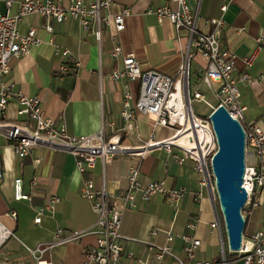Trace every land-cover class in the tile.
<instances>
[{"label": "crops", "instance_id": "0c3cea01", "mask_svg": "<svg viewBox=\"0 0 264 264\" xmlns=\"http://www.w3.org/2000/svg\"><path fill=\"white\" fill-rule=\"evenodd\" d=\"M10 1V6L6 8L5 0H0V11L6 9L9 14H14L19 0ZM52 1L59 4L68 2ZM110 1L108 12L114 13L127 7L129 15L123 18V29L117 32L116 37H112L115 34L112 26L103 27L98 44L72 18L55 22L52 19L46 21L37 14L22 16L16 22L17 31L21 35L33 29V36L39 39V43L30 45L27 53L7 61L9 71L2 80L12 93L36 97L43 114L57 123L62 122L67 134L77 137L92 135L106 122L102 125L106 137L117 135L121 145L132 147L140 143L137 138L139 127L120 118V97L125 86L134 97L137 86L134 81L108 78L110 71L120 67L119 61L110 56L114 40L123 52L135 55L141 71L153 70L178 80L176 90L179 95L184 92V79L178 68L184 62L186 50L191 52L193 49L186 42L185 30L175 32L167 20L157 22L148 12L149 8L160 6L167 0ZM185 4L196 12L195 28L198 31H208L206 21L210 18L220 17L223 20L219 42L223 49L235 55V77L243 69L242 58L255 51L254 60L249 67H245L250 82L237 84L239 103L244 108L240 121H252L264 132V0H186ZM222 5H225L223 12L220 11ZM45 24H49L50 31L45 30ZM60 49H65L68 57H61ZM71 58L78 61V66L70 67L63 76L56 74V66ZM187 64V89L203 96L199 88L201 85L206 87L200 82L205 60L195 54ZM191 76L192 90L189 84ZM215 88L216 84H213L209 90L212 102H207L203 96L209 112L210 107L217 103L213 95ZM17 107L11 99L0 114V122L11 124L23 121L22 116L15 115ZM140 126L144 134L142 139L150 137L153 141H159L172 134V127L155 124L150 129L143 123ZM245 160L252 165L257 162L251 152L246 154ZM190 161L184 159L181 163H175L161 147H153L142 157L121 154L106 160L104 164L96 160L93 169L79 174L74 168L72 155L46 145L33 146L25 157H17L0 130V224L13 234L18 232L22 235L19 225L26 221V216H30L29 223L37 237L33 247L49 241L57 228L67 235L88 230L95 216L88 201L78 195L81 180H90L94 187L101 186L103 182L106 192H114L125 188V173L132 166L137 168L136 178L142 185L148 181H158L165 188L182 187L185 191L175 205L168 204L159 195H153L146 201L136 194L133 207L124 209L120 217L118 233L123 255L116 264H175L164 255L159 262L151 257L152 247L165 245L170 247L175 257L182 258L188 264L195 261L220 264L221 259L225 264H240L236 252H229L226 247L220 219V231L209 226L210 222L215 221L214 209L217 211L214 194L199 185V174L192 169ZM261 161L264 163V154ZM14 178L21 179L22 190L30 197L28 202L11 198ZM50 194L57 196L58 201L43 209L40 220L33 223L31 220L35 216V209L45 204ZM116 204L119 203L116 201ZM8 209L16 213L15 221L4 214ZM244 218L243 234L248 237L259 228L264 218V208L251 209L244 214ZM191 222L193 227L188 229ZM168 233L174 236L171 241L166 240ZM184 233L198 238L200 243L190 259L184 256L178 238ZM93 241L92 234H83L69 243L56 246L48 257L49 262L80 264L84 249ZM127 253H130L129 257Z\"/></svg>", "mask_w": 264, "mask_h": 264}, {"label": "built area", "instance_id": "2783aa9c", "mask_svg": "<svg viewBox=\"0 0 264 264\" xmlns=\"http://www.w3.org/2000/svg\"><path fill=\"white\" fill-rule=\"evenodd\" d=\"M186 0H167L160 6L149 8L148 12L153 14L157 22L167 20L175 32L185 30L187 44L192 47V51L186 50L184 62L178 68L184 84L183 95L177 94V82L169 76L155 72L153 70L140 69L135 55L131 52H123L121 47L115 42L111 45L110 56L118 60L120 67L108 73V78L114 81L126 79L136 82L137 93L134 97L127 86L122 91L120 118L125 122H132L139 127L137 138L140 143L137 145H121L117 135L108 137L104 134L103 122L97 131L88 135L74 136L69 135L63 128L62 122H56L50 117L45 116L36 97H28L20 93H12L3 82V76L9 71L7 61L27 53L30 45L39 43V39L33 36L34 30L29 29L21 34L17 31L16 22L26 14H37L46 19H52L60 22L65 18H72L77 21L84 32L93 36L96 43L100 41V32L103 27L113 28L112 37H116L118 31L123 29L124 17L129 15V10L122 8L117 12H108L110 0H68L67 3L54 2L52 0H19L16 2L14 14H9L6 9L0 11V114L5 109L7 103L13 99L17 104L16 114L23 117L19 123L0 122L6 142L11 145L15 155L19 158L25 157L33 146L46 145L51 149L61 150L74 157V168L80 173L93 167L96 160L104 164L106 160L121 154H128L132 157H142L153 147H161L175 163H181L185 159L191 160L192 169L199 174V185L211 189L212 178L209 170V159L214 152L215 142L211 135L210 123L206 116L195 115L191 108L194 101H203V96L196 91H188L185 84L187 77V62L195 54L205 60V65L201 67V81L209 90L213 89V95L217 99L215 106L210 107L213 110L217 105H223L229 115L240 122L244 130V154L251 152L256 158L255 164H249L244 159L243 185L248 193L240 215L248 213L251 209L262 206L264 208V163L261 161L264 154V132L254 123H242L243 106L239 103L238 87L239 82H248L249 76L245 67H249L255 58L254 52H250L243 57L241 62L243 69L238 76L233 75L235 55L232 52L223 49L220 44V32L224 22L220 17L208 19V31L201 32L196 30V12H192ZM10 0H5V7H9ZM225 10V5L220 6V11ZM45 30L50 31L49 24L44 25ZM177 37V35H176ZM61 57H68L65 49L59 50ZM78 61L68 59L66 63H60L56 66V74H65L70 67H77ZM63 76V75H62ZM250 82V81H249ZM210 106V105H209ZM211 112V111H210ZM153 128L155 124L160 126L172 127V134L162 139L152 140L150 137H144L140 124ZM93 169V168H92ZM136 167H128L124 180L126 186L124 189L114 192H106L102 182L99 187H94L88 179H82L78 195L88 201L89 208L94 213V222L88 230L75 232L72 234H62L60 228L55 229L51 234L52 238L43 243H38L35 247L28 249L21 244L27 251L30 258V264H52L49 262V255L56 246L66 244L83 234H92L94 241L83 251L80 264H116L119 257L123 255L122 246L119 244L121 238L119 231L120 217L126 208L133 207L136 194H139L142 200L148 201L153 195H159L168 204H174L184 194L182 187L168 189L158 181H148L142 185L138 179ZM1 177V172H0ZM20 178H14L12 181L13 200H28L30 197L23 192L20 184ZM262 194V198L260 195ZM46 203L36 208L33 223L40 220L43 209L49 208L51 204L58 201L57 196L48 195ZM214 196V195H212ZM214 199V197H213ZM116 201L119 204H116ZM175 205V204H174ZM11 220L16 219V213L12 210H6L4 213ZM210 228L220 231V221L209 223ZM192 222L188 229L192 228ZM259 228L252 232L248 237L242 233L241 244L236 251L237 259L240 264H264V218ZM151 234L154 232L150 231ZM13 232L6 226L0 224V248L4 243L13 237ZM173 235L168 233L166 240L171 241ZM182 251L185 257L192 258L194 250L199 246V239L184 233L178 236ZM152 258L159 262L163 255L170 258L175 264H188L182 258L175 257L170 247L154 246L151 249ZM128 257L130 253L126 254ZM208 261H195L193 264H211ZM0 264H27L22 261H9L0 258ZM220 264H225L221 259Z\"/></svg>", "mask_w": 264, "mask_h": 264}, {"label": "water", "instance_id": "95a60500", "mask_svg": "<svg viewBox=\"0 0 264 264\" xmlns=\"http://www.w3.org/2000/svg\"><path fill=\"white\" fill-rule=\"evenodd\" d=\"M207 118L215 142V150L208 161L217 209H214V216L222 223L228 251L236 252L245 226V218L240 213L248 193L242 184L244 130L223 105L214 107Z\"/></svg>", "mask_w": 264, "mask_h": 264}, {"label": "rangeland", "instance_id": "374dc122", "mask_svg": "<svg viewBox=\"0 0 264 264\" xmlns=\"http://www.w3.org/2000/svg\"><path fill=\"white\" fill-rule=\"evenodd\" d=\"M193 77L191 76L189 84H190V90L193 88ZM201 91H203L204 99L207 102H212V97L209 95V89H207L204 85H201L199 88ZM204 101H194L191 104V110L195 115L198 116H206L209 113V109L206 108ZM30 215V214H29ZM30 216H26V221L19 225L21 227L23 234L20 235V233L16 232L14 234V237L19 239L21 242L25 243L28 248L33 247L34 244L37 241V237L34 236V229L31 227V223H29ZM14 233V232H13ZM32 244V245H31ZM30 245V246H29ZM0 258H4L10 261H22L27 264H30V258L28 256V253L26 250H24L17 240L14 238L8 239L2 248H0Z\"/></svg>", "mask_w": 264, "mask_h": 264}]
</instances>
